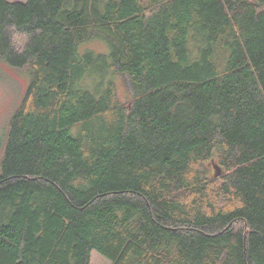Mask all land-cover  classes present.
Segmentation results:
<instances>
[{
	"label": "trees",
	"instance_id": "16d2710c",
	"mask_svg": "<svg viewBox=\"0 0 264 264\" xmlns=\"http://www.w3.org/2000/svg\"><path fill=\"white\" fill-rule=\"evenodd\" d=\"M0 59V264H264V0H0Z\"/></svg>",
	"mask_w": 264,
	"mask_h": 264
},
{
	"label": "rangeland",
	"instance_id": "374dc122",
	"mask_svg": "<svg viewBox=\"0 0 264 264\" xmlns=\"http://www.w3.org/2000/svg\"><path fill=\"white\" fill-rule=\"evenodd\" d=\"M81 53L86 50L108 52L109 46L98 38L80 46ZM32 78L28 67L14 68L0 59V160L2 159L11 126V120L21 106ZM119 99L127 105L132 96L130 78L127 74L117 76ZM90 264H112V261L97 250L91 254Z\"/></svg>",
	"mask_w": 264,
	"mask_h": 264
}]
</instances>
